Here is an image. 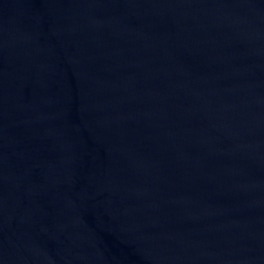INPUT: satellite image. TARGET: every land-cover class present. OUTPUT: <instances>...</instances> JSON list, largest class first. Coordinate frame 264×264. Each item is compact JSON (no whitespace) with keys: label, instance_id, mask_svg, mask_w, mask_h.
<instances>
[{"label":"water","instance_id":"water-1","mask_svg":"<svg viewBox=\"0 0 264 264\" xmlns=\"http://www.w3.org/2000/svg\"><path fill=\"white\" fill-rule=\"evenodd\" d=\"M0 264H264V0H0Z\"/></svg>","mask_w":264,"mask_h":264}]
</instances>
